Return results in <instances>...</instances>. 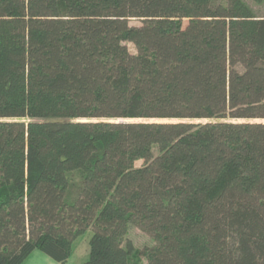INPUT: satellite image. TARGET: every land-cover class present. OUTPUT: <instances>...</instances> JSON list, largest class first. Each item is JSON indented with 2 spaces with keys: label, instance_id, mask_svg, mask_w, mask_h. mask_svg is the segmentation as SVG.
Listing matches in <instances>:
<instances>
[{
  "label": "trees",
  "instance_id": "obj_1",
  "mask_svg": "<svg viewBox=\"0 0 264 264\" xmlns=\"http://www.w3.org/2000/svg\"><path fill=\"white\" fill-rule=\"evenodd\" d=\"M251 2L0 0V264H66L88 230L79 264H264Z\"/></svg>",
  "mask_w": 264,
  "mask_h": 264
},
{
  "label": "rangeland",
  "instance_id": "obj_2",
  "mask_svg": "<svg viewBox=\"0 0 264 264\" xmlns=\"http://www.w3.org/2000/svg\"><path fill=\"white\" fill-rule=\"evenodd\" d=\"M251 4L257 9L260 14H264V3L258 4L255 2H251ZM130 24L133 26H140L142 21L137 18H132L130 20ZM129 50L132 53H136V47L133 43H126ZM206 122V121H203ZM137 166L143 165V160H139L136 163ZM92 231L88 230L86 233L80 235L74 242L72 246V254L70 258L67 260L66 264H79L87 261L90 258V240H91ZM130 241L136 250H142L145 247L151 246L155 243V236L152 233H147L142 231L136 226H131L129 228V232L125 238L126 242ZM46 257V254H42ZM131 264H148L146 258L144 256L135 255L132 257Z\"/></svg>",
  "mask_w": 264,
  "mask_h": 264
},
{
  "label": "crops",
  "instance_id": "obj_3",
  "mask_svg": "<svg viewBox=\"0 0 264 264\" xmlns=\"http://www.w3.org/2000/svg\"><path fill=\"white\" fill-rule=\"evenodd\" d=\"M42 254L46 253L38 249L33 251L30 256L23 262V264H63L49 256L48 254H46V257H44V255Z\"/></svg>",
  "mask_w": 264,
  "mask_h": 264
}]
</instances>
